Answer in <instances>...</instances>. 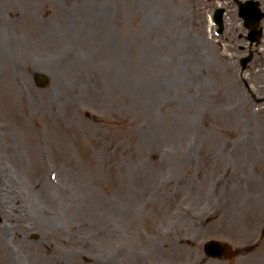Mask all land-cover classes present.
<instances>
[{
  "label": "rangeland",
  "instance_id": "1",
  "mask_svg": "<svg viewBox=\"0 0 264 264\" xmlns=\"http://www.w3.org/2000/svg\"><path fill=\"white\" fill-rule=\"evenodd\" d=\"M1 19L0 264H264V17L245 70L233 0H0Z\"/></svg>",
  "mask_w": 264,
  "mask_h": 264
},
{
  "label": "water",
  "instance_id": "2",
  "mask_svg": "<svg viewBox=\"0 0 264 264\" xmlns=\"http://www.w3.org/2000/svg\"><path fill=\"white\" fill-rule=\"evenodd\" d=\"M239 8L240 13L239 15L242 16L244 19V25L250 29V40H258V37L260 35V30L257 28L259 21L261 17H263V13L260 12L258 8L257 2L249 1L245 4L239 2ZM221 11H216L215 16H217ZM248 59H245L244 61H247ZM36 81L39 84H46L47 78L44 75L38 74L36 75ZM227 245L224 243H220L217 241H209L204 245V250L207 255L211 256H220L226 251Z\"/></svg>",
  "mask_w": 264,
  "mask_h": 264
},
{
  "label": "bare ground",
  "instance_id": "3",
  "mask_svg": "<svg viewBox=\"0 0 264 264\" xmlns=\"http://www.w3.org/2000/svg\"><path fill=\"white\" fill-rule=\"evenodd\" d=\"M2 20H3V19H1L0 22H1ZM0 43H1V44H2V43H5V41H4V40H1ZM246 117H249V116L246 115ZM247 119H248V118H247Z\"/></svg>",
  "mask_w": 264,
  "mask_h": 264
}]
</instances>
